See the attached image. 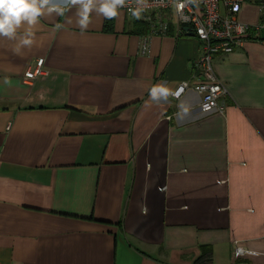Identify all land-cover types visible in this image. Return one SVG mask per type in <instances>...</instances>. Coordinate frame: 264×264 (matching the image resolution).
<instances>
[{"label": "crops", "instance_id": "obj_1", "mask_svg": "<svg viewBox=\"0 0 264 264\" xmlns=\"http://www.w3.org/2000/svg\"><path fill=\"white\" fill-rule=\"evenodd\" d=\"M75 12L42 16L23 55L0 38V264H264V34L214 58L228 95L204 116L194 36L140 55L122 10L85 30ZM238 17L264 27V5ZM160 83L189 89L155 103Z\"/></svg>", "mask_w": 264, "mask_h": 264}, {"label": "built area", "instance_id": "obj_2", "mask_svg": "<svg viewBox=\"0 0 264 264\" xmlns=\"http://www.w3.org/2000/svg\"><path fill=\"white\" fill-rule=\"evenodd\" d=\"M246 0H148L149 7L141 19L132 16L130 8L134 0H129L121 9L134 20L147 25L148 33L141 36L140 55L149 53L148 39L154 35H166L170 30L176 35L192 34L199 42V55L193 62L198 82L192 90L201 97L199 111L202 115L222 114L221 101L228 95L226 87L217 79L213 60L220 55H229L251 41L253 34H264V27L250 26L239 20L242 4ZM252 2L262 0H249ZM43 60H38L34 71L24 74V79L41 77ZM189 89L182 83L170 97L180 99Z\"/></svg>", "mask_w": 264, "mask_h": 264}, {"label": "clouds", "instance_id": "obj_3", "mask_svg": "<svg viewBox=\"0 0 264 264\" xmlns=\"http://www.w3.org/2000/svg\"><path fill=\"white\" fill-rule=\"evenodd\" d=\"M128 3L129 0H0V38L15 41L12 49L14 54L23 55V50L34 43V28L42 16H63L67 10L75 8L76 23L85 30L91 23L93 14L105 19H115ZM134 4L130 8L131 14L136 19H141L149 7L148 0H134ZM170 95L172 90L164 83L149 89V98L155 103L166 101ZM181 110L187 112L188 108L182 106Z\"/></svg>", "mask_w": 264, "mask_h": 264}, {"label": "trees", "instance_id": "obj_4", "mask_svg": "<svg viewBox=\"0 0 264 264\" xmlns=\"http://www.w3.org/2000/svg\"><path fill=\"white\" fill-rule=\"evenodd\" d=\"M254 3L264 5V1H255ZM133 21H134L133 31H132L133 33L141 34V35L142 34L145 35L148 33V27L146 24H144L140 21L134 20V19H133ZM106 25H107V23H106ZM193 264H214L213 260H212V252L210 251V249L202 248L201 255L197 259H195Z\"/></svg>", "mask_w": 264, "mask_h": 264}, {"label": "water", "instance_id": "obj_5", "mask_svg": "<svg viewBox=\"0 0 264 264\" xmlns=\"http://www.w3.org/2000/svg\"><path fill=\"white\" fill-rule=\"evenodd\" d=\"M189 35H192V34H189Z\"/></svg>", "mask_w": 264, "mask_h": 264}]
</instances>
